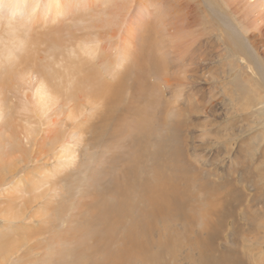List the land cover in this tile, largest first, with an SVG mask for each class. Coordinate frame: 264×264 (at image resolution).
<instances>
[{
	"label": "rangeland",
	"instance_id": "1",
	"mask_svg": "<svg viewBox=\"0 0 264 264\" xmlns=\"http://www.w3.org/2000/svg\"><path fill=\"white\" fill-rule=\"evenodd\" d=\"M57 1L63 2L67 6L73 4L74 7L72 9L65 8L67 14L60 12L56 16L49 13L44 19L48 22L53 21L54 24L58 25L57 29L61 31L63 41L68 37L77 39L75 42L77 52L88 60L90 58L79 51L80 47L77 43H84V41L89 40L91 43L92 41L95 43L94 46H91L95 51L91 66L99 70L98 74L102 75V78H107V69H112L113 73L123 72L122 66H126L130 62L134 65L139 56L142 47L141 41L144 37L151 43L155 41L153 48L150 46V52L154 57L157 58L156 55L160 57L163 67L160 64L161 68L153 74L149 70V63H147L144 79L150 85H155L160 93L158 92V97L156 92L147 91L145 105L142 100H137L138 92L134 86L131 85L126 88L123 92V102L118 106V110L122 109L118 111L119 120L114 118L111 124L106 126L107 129L103 131L105 132L103 138L96 136V138L91 139L89 128L91 126L96 127L98 122L97 106H93L90 110V106L81 96L76 99L75 103L79 109H82V113L80 115L74 111L75 123H81V132L79 129L76 130L75 125H73L75 123L65 117L64 114L69 106H61V101H58L46 115L33 118L32 113L22 111L21 104L24 98L33 100L31 95L34 87L37 86L35 77L19 82L14 77L12 80V76L9 77L8 82L12 90L10 89L11 94H8L5 89L7 101L5 104L7 105V113L11 117L13 129L8 128L6 118L4 122L0 121V264H53L55 256L52 257L50 254L64 248L61 247L62 241L57 244L54 240L61 234L60 232L74 230L75 224H77L76 220L80 216V212L75 211V205L80 199L81 189L89 186L93 178L96 179L93 169L103 170L107 166L104 162L106 159L109 160L110 154L118 151L119 154L124 152L129 134L133 136L135 133L134 124L135 120L140 118V112L146 107L144 110L148 116L158 115L155 107L158 102L157 99L161 98L162 100H159L162 101L158 110L159 117H155V122L152 117L151 119L153 124L159 122V126H153L155 129H163L161 132L164 135L162 137L164 138V140L162 139L164 144L162 155L164 171L166 175L173 176L176 170L175 174L178 176H176L177 190L179 193L184 191L185 195H188L187 200H185L187 214H191L192 208H196L199 199L206 195L199 186L195 185L194 176L196 174H198L196 177L200 178L199 180L205 182L204 185H208L206 188L218 187L217 194L219 197H222L220 194L225 186L234 184L236 188L243 191L245 199L244 202L240 200L239 205L233 206L234 213L238 217H242L244 210H249L251 214L255 212L256 214L252 219L256 223L255 228H258L259 232L261 231L259 234L260 241L253 242V240L245 237L250 241L251 246L243 248L245 255L242 256L248 255L251 264H264L263 2L260 0ZM126 2L127 11L120 13L123 15H121L122 17L118 14L119 21L115 22L116 6ZM46 3V0H0L1 22L4 23L7 16H10L16 18L18 22L30 25L33 29L29 37L30 40H35V35L43 33L40 29L41 25L38 28V22L39 14L46 8ZM168 4L169 6L191 5V7L186 8V10L190 9L191 12L188 15L190 19L187 20L189 26L185 30H182L179 24L175 23L173 15L170 16L172 12L168 9ZM217 5H224L223 8L227 11L235 8L236 13L239 14L234 15L241 24L239 28L243 30V37L249 39L248 34H252L253 39L249 43L251 45L249 52L250 57H253L254 62L258 65L255 64L254 67V69L259 70L257 76H252L247 71L249 62H251L249 58L245 57L243 61H240L239 59L243 56L234 58L231 56L230 50L223 45V40L227 37L217 30L218 22L214 20L212 13L209 16L210 22L201 13L203 7L212 11L216 9ZM10 13H13V16ZM109 19L113 20L110 24H108ZM58 21L59 23H57ZM77 29L80 31L78 32ZM175 33L177 36L174 35ZM3 36L5 37V33ZM48 39L50 38H45L46 41ZM2 42L7 44L4 40L1 41V44ZM30 47L35 49L33 55L39 66L51 64L52 60L48 58L49 53L45 46L38 44ZM91 48L86 46L85 51H89ZM186 50L190 52H186ZM184 51L185 57L183 56V62H181L177 57L180 52ZM60 54L68 58L65 48L61 47L56 52L53 70L59 72L63 64L69 66V63L61 62V58H58ZM149 59L151 58L149 57ZM149 59L148 61L151 62ZM141 60L146 59L142 58ZM230 64L233 65L230 67ZM42 68L48 69L47 65L42 66ZM135 68L133 66V72H135ZM180 68H184L185 72L184 70L181 71ZM224 68L226 70L233 69L229 73H224ZM63 79L65 80L64 85H66V81L70 80L66 76ZM56 83L59 82L56 81ZM79 91L78 89L73 93L77 96ZM70 93H72V89ZM125 104H130L128 112L121 108L123 105L126 106ZM153 108L155 110H152ZM123 115L125 117L122 121V130L115 137L111 134V129H115L116 125H119ZM126 123L131 124L133 128L128 129ZM150 126L153 128L152 124ZM31 129L34 132L33 135L29 139H25V132ZM57 132L62 135L60 140L55 138ZM11 134L18 138V144L14 145L21 146V149L25 148V151L19 149L11 155L8 154V144L13 140L8 138ZM155 135L150 136V144L158 140V136H161L160 133ZM176 150H179L180 157H178ZM73 151L75 157L72 158L70 155L68 157V152ZM121 159L123 158L119 157L116 160L119 166L122 164ZM98 164L99 166H97ZM145 165L150 167L151 161L145 162ZM243 172L250 173L247 175L251 176L249 177L251 184L243 183L240 180ZM88 173H91V180L86 179ZM253 187L259 188L260 192L259 199L255 202H251L255 195ZM217 194L213 195L212 199H215L214 196L218 198ZM212 199H209L210 203H212ZM24 202L26 207L33 204L32 213L36 212L33 218L28 217L29 211L26 216L22 215V212H26ZM202 205L204 204L202 203ZM165 207L167 209L165 210L169 211V214L165 211L166 217H170L171 211L174 213V208L167 204ZM7 208L9 213L20 216V218L14 219L6 216L8 214L4 210ZM76 213L78 215L72 216ZM50 214H54L53 217L56 220ZM190 214L186 218H179V222L174 220L173 226L165 231L169 238H173L169 245L172 259L163 257L164 259H161L163 264H193L196 260L197 252L193 251L190 244H194L193 233L198 230L201 231L202 227L199 218L196 219L198 216L193 213L195 216L190 217ZM234 217L236 218L235 215ZM238 217L235 222L239 220V224L238 222L237 224L242 232L247 233L248 227L241 220V217ZM46 222L49 224L44 225ZM226 225H232V222L229 220ZM41 227L50 232L39 236ZM160 227L163 231L161 225ZM32 232L37 233V236H33L34 233ZM183 232L185 233L183 234ZM245 233L242 234L243 237L240 241V238L237 239L238 243L245 239ZM53 234L58 236L55 237ZM181 234L188 240L187 238L184 239ZM68 235L70 233L67 234V237ZM28 236H31L30 241H28ZM228 239L229 236L226 239L225 236H222L221 240L220 238L217 239L216 245L220 247L223 245L220 242L226 240V246L236 247L234 244L231 246L230 243L233 241L229 239L230 242H228ZM21 244L22 247H19ZM55 245L58 247L56 248ZM1 246L2 248L7 246L11 253H9L10 251L6 255L4 252L1 253ZM175 247L178 248L175 249ZM253 255L258 257V261L256 258H251Z\"/></svg>",
	"mask_w": 264,
	"mask_h": 264
},
{
	"label": "bare ground",
	"instance_id": "2",
	"mask_svg": "<svg viewBox=\"0 0 264 264\" xmlns=\"http://www.w3.org/2000/svg\"><path fill=\"white\" fill-rule=\"evenodd\" d=\"M46 1V8L40 12L38 22V28L41 25L40 29L43 33H41L40 35H35V40H30L29 36H31V30L33 29L30 25L18 22L16 21V18L10 16H7L6 21L2 23L0 15V121L4 122L6 118L8 128L13 129L11 125V117H9L7 113V101L5 97V89L8 91V94H11L10 91L12 90V87L9 86L10 83L8 82L9 77L12 76L11 80L14 77L17 82L27 81L28 78L35 77L37 86L34 87V91L31 95L33 100L23 97L24 100L21 104L22 111L32 113L33 118H40L50 112L58 101H61V106H69V108L67 107V111L64 114L65 117L70 119L72 123H75L76 119L74 111H76L80 115L82 113V109H79V106L77 105V103H75L76 99L81 96L83 100L90 106V110L93 106L98 107V122L96 124V127L91 126L89 128V132L91 133L90 138H96V136L103 138V136L105 135V132L103 131L107 129L106 126H109L114 118H116V120H119L118 111H121L122 109L118 110V106L121 104V102H123V92L126 90V88L130 87L131 85L134 86V89H136L138 92L137 100H142L145 105L147 102V91H153L156 92V94H158V92L160 91L155 85H150V83H148V81L146 82L144 79V72L145 70H147L145 68L147 63H149V70L152 71L153 74H155L161 67H163L160 57L156 55V58L150 52V46L152 47L155 44V41L154 43H151L144 37L141 41L142 47L140 48L139 56L134 65L130 62L126 66H122L121 70L123 72L113 73L112 69H107V71L109 70L111 73L105 70L107 73V78H102V75L100 76L98 74L99 70L96 68L94 69L91 66V61L95 56V51L93 48H91V46H94L95 43L93 41L91 43L90 40L84 41V43H77V45L80 47L79 51L90 58V60H88V58L77 52L75 47V42H77V39L75 40V38L68 37L63 41L61 31L57 29L58 25L54 24L53 21L48 22L44 19L49 13L56 16L60 14V12L67 14L65 8L72 9L74 7L73 4L71 6H67L63 2L60 3L57 0ZM260 1L264 4V0ZM174 3L177 2L174 1ZM126 4L127 2L116 6L117 9L114 12V15H116V18L114 17L115 22L119 21L120 17H118V14L120 15L121 12L123 13L127 11L126 9L128 8ZM223 6L224 5H217L216 9L212 11H209L207 7H203V9H201V13L208 19L209 22L211 20L209 19V16L212 13L214 20L218 22L216 26L217 30L224 33L227 37L224 38L223 45L230 50V54L234 58L236 56L238 58L239 56H243V58L239 59L240 61H243L245 57L249 58L251 62H249L247 71L250 73V75L257 76L259 74V70H256L257 68L254 69L256 63L254 62L253 57H250L249 52V50H251V45L249 43L250 40L253 39V36L252 34H248L249 39L247 37L244 38L243 30H240L239 28L241 24L236 20L237 18L235 17V15H238L239 13H236L235 8L227 11V9H224ZM12 7L16 8L15 6ZM189 7H191V5L184 4L169 6L168 4V9L172 12L170 16H174L173 19L175 20V23H178L182 30H185L186 27L189 26L187 20L190 19L188 15L191 11L190 9L186 10V8ZM12 14L13 13H10V15ZM108 21V24H110V22H113V20L111 19H109ZM253 21L255 22V20ZM57 23H59V21ZM262 27H264V25ZM77 30L78 32L80 31V29ZM257 31H259V28H257ZM4 33L5 37L3 36ZM176 33L174 35H176ZM45 38L50 39L46 41ZM2 40L6 41L7 44L5 42H2L1 44ZM38 44L43 45L46 49H48V58L52 60L50 65L43 64L39 66L38 62L35 60V57L33 55V53H35V49L31 48L30 46H37ZM1 46L3 47L2 50ZM86 46L90 47L91 49L89 51H85ZM61 47L65 48V50L67 51L68 58H66L63 54H60L58 58H61V62L65 61L69 63V66L63 64L61 66V71L59 72L53 70V65L56 61L55 54ZM188 51L186 50V52ZM183 56L185 57V51L180 52L177 59L179 58L180 61L183 62ZM149 57L151 59H149ZM142 58H145L146 60H141ZM148 59L151 60V62H149ZM46 65L48 68L47 70L42 68V66ZM232 65L230 64V67ZM133 66L136 67L135 72H133ZM232 69L233 68H231L230 70H226V68H224L223 71L224 73H229L232 71ZM182 70H184V68H182L181 71ZM64 76L70 78L69 81H66V85H64ZM56 81H58L59 83H56ZM71 89L72 93L78 89L80 91L76 96L74 93H70ZM159 100H162V98L157 99L158 102L156 103L157 105L155 107L158 115V110L161 107L162 102H160ZM71 102L74 103L70 104ZM123 106L121 107L123 108V111L128 112L130 110V104H127L124 107ZM155 108H153L152 110H155ZM144 109L141 112L139 111L141 113V116L138 120H135V133L133 136L129 134V139L127 141L124 152L119 154L118 151L110 154L109 160L106 159L104 162L107 166L103 168V170L94 168L93 172L94 174H96V179L93 178V180L90 181L89 186L87 185L86 188L83 187L81 189V196L79 197L80 199L75 205V211L80 212V216H77L79 219L75 218L77 219V224H75L74 230H71L70 232H68L69 230L60 232L61 234H59V236L57 235L58 237L53 234L55 235V237H57L54 240L55 243L59 244V242L62 241L61 247H64L63 250H61L62 252L58 250L57 252H52L50 254V256L52 257L55 256L53 264H163V261H161L163 257H172L169 252V245L171 244L170 240H172L173 238H169V235L167 236L165 231L173 226L172 223L174 224V220H177L179 222V218H186L188 217V214H190H187L185 210V206L187 205L185 203V200H187L188 195H185L184 191L179 193L177 190L176 179L178 176L175 174L176 170L173 176L166 175L162 159L164 150V138L162 137H164V135L161 131H163V129H155L153 126H159V122L153 124V120L151 119L152 117L155 122V117L158 118L159 116H153V114L152 116H148ZM124 117L125 115L121 116V121L120 123H118L119 125H116L115 129H111V134L113 136L116 137L117 134H120L118 132H121L122 130V121L124 120ZM149 124H152L153 128H151ZM73 125H75L76 130L79 129L81 132V123H75ZM126 125L128 129L133 128L131 124L126 123ZM33 133L34 132L32 129L27 130L24 134L25 139H29V137H31ZM125 133L127 134V132ZM158 133L161 134L160 137L158 136L159 139L156 141L155 139H153L155 142L150 144V136L155 134L157 135ZM61 136L62 135L57 132L55 138L60 140ZM8 138L13 139L8 144L10 152H8V154L11 155L13 152L18 151L19 149L23 151L26 150L25 148L21 149V146L18 147L17 145H14L18 144L17 136H13L11 134ZM165 140L167 139L165 138ZM176 153L178 154V157H180L179 150H176ZM69 155L74 158V151L70 153L68 152V157ZM126 156L127 158H124ZM119 157L123 158L121 159L122 164L120 166L116 163V160H118ZM148 161H151L150 167L145 165V162ZM262 162H264L263 159ZM97 166H99V164ZM245 173L246 172H243L241 174L240 180L243 183L248 182L249 184H251L249 178L251 176L247 175V173L249 172H247L246 174ZM196 176H198V174L194 176L195 185L199 186L201 188V191L206 195L204 196V198L202 197L201 199H199L196 208L193 207L190 214V217H193L195 215L198 216L196 219L199 218L201 223L200 225L202 227L201 231L198 230L195 233H193V231L191 230L193 228L190 227V230L194 234V244L191 241L190 242L192 244H190V242L189 244L190 247H193V251L197 252V258L193 262V264H251L252 262L249 261L248 255L244 257L242 256L245 255V249L243 248L245 246H251L249 240H253V242L260 241L259 234L261 233V231L259 232V229L255 228L256 223H254L252 219L256 214L255 212L251 214L249 210H244L242 211L243 216H239L241 217V220L244 222V224L248 227L246 230L247 233L242 232L241 228L238 225L239 220H237L238 224L237 222H235V219H237L238 215L234 213L233 206H235V204H238L240 200L244 202L245 199L243 191L236 188L234 184L232 186L227 185L220 194L222 197H219V195L217 194L218 187L212 186L209 187L210 189L206 188L208 185H204L205 182L203 183L201 180H199L200 178H197ZM86 179H92L91 173H88ZM179 184L180 183L178 182V185ZM206 184H208V182H206ZM253 185L255 186V184ZM253 189L255 191V195L253 196L251 202H255L257 199H259L258 195L260 193L259 188L253 187ZM214 191L216 192L215 194L218 195V198L217 196H214L215 199H212V196L215 195ZM210 198L212 199V203H210ZM202 203L204 205H202ZM166 204L169 206H173L174 208V213L171 211L170 217H166ZM28 206L26 207L24 202V208L26 212H22V215L26 216L27 212L29 211L28 217L33 218L36 213H32L33 204H29ZM54 211L56 212V210ZM4 212L8 214L6 216H9L11 218H20V216H14L13 213H9L8 208L5 209ZM57 214H59L58 211ZM167 214H169V211L167 212ZM53 215L51 216L53 217ZM74 215H78V213L73 214L72 216ZM234 215L236 216V218L234 217ZM53 219L56 220V218L54 217ZM229 220L232 222V225H226ZM47 223L48 222H46L44 225H46ZM188 223L190 224L189 221ZM159 224L162 226L163 231L161 230ZM44 227L47 228L46 226ZM44 227H41V231L40 233H38L39 236L50 232L47 231ZM68 233H70V235H68L67 237ZM184 233L185 232H183V234ZM243 233L246 234L244 238L247 237L249 238V240H247V238L242 239L241 244L240 242H237V239L240 238V241L241 237H243ZM36 234L37 233H34L32 235L37 236ZM222 236H225V239L229 236V239L233 241V243H230V245L234 244L236 245V247L233 246L234 248H230L226 246V240L223 242L221 241L220 243L223 245L218 247L216 245V241L217 239L219 240V238L221 240ZM28 238V241H30L31 236H28ZM229 239L227 240L228 242H230ZM4 242H6L5 239ZM220 243L218 244L220 245ZM9 244L11 243L9 242ZM19 247H22V244ZM55 247L57 248L58 246L55 245ZM178 247L180 248V246ZM178 247H175V249ZM190 247H188L189 250ZM6 248H2L1 246V253L4 252V254L6 255V253L10 251L8 248ZM9 253H11V251ZM253 256L251 257L252 259H258V257Z\"/></svg>",
	"mask_w": 264,
	"mask_h": 264
}]
</instances>
